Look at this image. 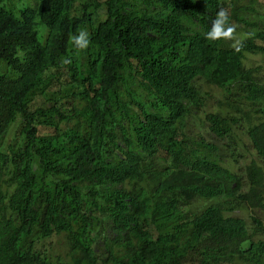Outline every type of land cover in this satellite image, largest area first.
<instances>
[{
    "label": "trees",
    "instance_id": "16d2710c",
    "mask_svg": "<svg viewBox=\"0 0 264 264\" xmlns=\"http://www.w3.org/2000/svg\"><path fill=\"white\" fill-rule=\"evenodd\" d=\"M220 1L231 3L236 33L255 23L262 36L264 0H0V32L7 20L20 17L13 30L7 27L9 37L40 23L77 51L72 37L91 30L80 54L122 69L133 65L131 56L142 60L148 66L144 92L152 106L163 100L170 107L171 120L198 106L209 85L221 88L220 106H240L238 97L260 100L264 113L263 68L244 63L247 52L264 47L253 44L226 64L212 51L218 40L206 39L211 19L225 9ZM246 8L258 13L260 23L244 15ZM8 56L0 52V264H264V220L256 214L264 211V114L249 148L248 141L235 140L242 124L227 108L218 109L208 141L196 137L180 145L185 166L165 177L171 195L147 216L146 209L123 201L133 190L126 179L99 172L103 151L85 146L89 128L98 123L79 112L74 115L81 124L72 122L63 69L49 65L38 77ZM199 56V64L190 62ZM238 63L243 73L227 75L226 68ZM173 74L186 79L175 102L165 96ZM97 118L103 124L105 118ZM75 136L80 146L68 149ZM242 145L246 150L237 152ZM225 146L235 153L221 165ZM239 158L248 160L245 171L235 169ZM208 199L210 206H199ZM64 242L67 258L58 253Z\"/></svg>",
    "mask_w": 264,
    "mask_h": 264
},
{
    "label": "clouds",
    "instance_id": "9594fccd",
    "mask_svg": "<svg viewBox=\"0 0 264 264\" xmlns=\"http://www.w3.org/2000/svg\"><path fill=\"white\" fill-rule=\"evenodd\" d=\"M220 2L225 4L226 10L222 8L217 12L216 18L211 19L212 27L205 34L206 39L219 42L218 47L214 45L212 47L215 57L226 63L238 59L236 52L253 44L259 48L264 47V28H261V37H258V27L255 23L252 27L246 28L244 33H236V26L231 22L228 14L232 8L231 3L229 1ZM254 8L263 14L260 5ZM245 10L247 12L244 15L249 20L253 21L255 17L257 21L258 13L247 8ZM17 18L13 21L7 20L4 29L0 32V52H9L8 57L13 66L21 68L20 62H25L28 70L37 71L36 76L38 77L45 76L44 73L46 74L49 70L63 69L65 97L68 100L67 105L70 106L68 113L72 122L79 125L74 115V112H79L94 119L100 126L89 128L87 133L89 145L85 144L96 152L103 151V164L99 166V172L105 171V176L114 173L117 177L126 179L133 190L123 198V201L129 202L132 206L138 205L142 210L146 209L147 216L155 214L158 206L165 201L164 197L171 195L170 188L173 186L165 183V177L171 171L182 172L181 168L185 166L181 157L185 147L180 145L186 146L184 141H193L196 137L208 141L211 134L209 130L215 122L213 117L218 113V109L227 108L226 113L235 116L242 124L241 128L235 130L237 142L252 140L254 138L252 128L263 124L264 113L260 100L238 97L242 102L240 106L235 101H229L234 104L233 106H220L217 99L222 94L221 88L217 85L205 86L204 93L207 94L203 96L199 105L191 107L183 117L171 120L170 107L163 100L156 106H152L154 99L149 96L146 89L144 92L145 67L148 66L142 60L136 62V57L131 56L133 65L123 69L86 60L80 51L88 47L87 37L91 35V30L90 32L88 30L78 31L79 35L72 37L77 51L69 50L71 46L65 45L40 23L9 37L7 27L13 30L21 21L20 17ZM246 56L244 57L246 67L253 69V67L261 66L263 68L260 70L261 75L264 76V52H247ZM253 56H260L261 63L249 62ZM190 62L199 64L200 56L196 61L193 59ZM49 65L52 68L44 72ZM238 66L239 63L226 68L229 70L227 75L238 71L243 73ZM195 79L196 77L193 80ZM185 80L181 76L175 77V74L167 75L165 96L173 102L178 101L181 97L179 85ZM239 81L246 87L249 86L244 79H239ZM41 86L43 87L44 84ZM50 86L52 88L53 84ZM182 102L186 105L185 100ZM237 109L239 110L236 111ZM97 117L105 118L103 124H99ZM140 131L143 132L142 137L137 136ZM212 138L217 139L214 136ZM249 141L248 147L250 148ZM99 143L104 144V147H100ZM169 144L171 147H168ZM176 144L178 146H174ZM74 145L80 146L76 136L68 142V149ZM240 150L245 151L246 149L242 145L239 146L237 152ZM220 152L222 153L219 159L221 165L230 159L231 152L235 153L233 148L228 149V146ZM107 153L109 156L106 159ZM113 154L114 156L111 157ZM246 154L248 155L247 152ZM247 162L246 158H239L235 169L245 171L244 165ZM26 170L27 168L21 171ZM132 172L140 175L141 179H135ZM0 173L5 175L3 170ZM211 202L213 200H203L199 206L205 204L210 206ZM64 244V250H58L61 258L69 256L66 247L68 244L67 242ZM242 248L244 252L250 249L249 244L243 245Z\"/></svg>",
    "mask_w": 264,
    "mask_h": 264
},
{
    "label": "rangeland",
    "instance_id": "374dc122",
    "mask_svg": "<svg viewBox=\"0 0 264 264\" xmlns=\"http://www.w3.org/2000/svg\"><path fill=\"white\" fill-rule=\"evenodd\" d=\"M30 2H33V0H30ZM261 57L260 56H253L251 57V59L249 60V62H253V63H261ZM255 212V211H254ZM255 215V213H253ZM256 214L260 215L262 217V219L264 220V211H257ZM58 250L63 251V245L62 243H60L58 245Z\"/></svg>",
    "mask_w": 264,
    "mask_h": 264
}]
</instances>
